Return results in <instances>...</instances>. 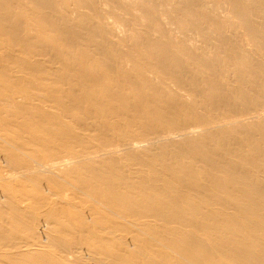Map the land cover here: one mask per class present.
I'll list each match as a JSON object with an SVG mask.
<instances>
[{
	"label": "bare ground",
	"instance_id": "obj_1",
	"mask_svg": "<svg viewBox=\"0 0 264 264\" xmlns=\"http://www.w3.org/2000/svg\"><path fill=\"white\" fill-rule=\"evenodd\" d=\"M0 264H264V0H0Z\"/></svg>",
	"mask_w": 264,
	"mask_h": 264
}]
</instances>
